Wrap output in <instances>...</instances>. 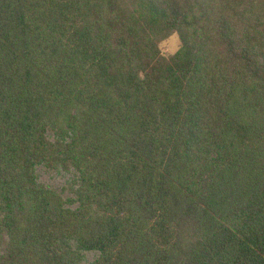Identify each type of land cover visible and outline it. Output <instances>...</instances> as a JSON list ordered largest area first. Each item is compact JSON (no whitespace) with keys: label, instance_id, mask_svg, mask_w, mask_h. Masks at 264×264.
Returning a JSON list of instances; mask_svg holds the SVG:
<instances>
[{"label":"trees","instance_id":"16d2710c","mask_svg":"<svg viewBox=\"0 0 264 264\" xmlns=\"http://www.w3.org/2000/svg\"><path fill=\"white\" fill-rule=\"evenodd\" d=\"M92 251L264 264V0H0V264Z\"/></svg>","mask_w":264,"mask_h":264},{"label":"rangeland","instance_id":"374dc122","mask_svg":"<svg viewBox=\"0 0 264 264\" xmlns=\"http://www.w3.org/2000/svg\"><path fill=\"white\" fill-rule=\"evenodd\" d=\"M179 39L176 35H171L160 44L161 53L165 56L173 54L179 48ZM39 182L47 187L62 192L64 197L70 196L69 185L73 179V172H66L58 169H47L43 166L37 167ZM97 252H87L84 256L83 264H88L95 259Z\"/></svg>","mask_w":264,"mask_h":264}]
</instances>
